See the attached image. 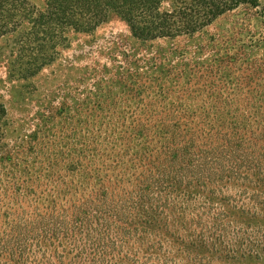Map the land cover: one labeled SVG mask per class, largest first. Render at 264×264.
Here are the masks:
<instances>
[{
  "label": "trees",
  "instance_id": "1",
  "mask_svg": "<svg viewBox=\"0 0 264 264\" xmlns=\"http://www.w3.org/2000/svg\"><path fill=\"white\" fill-rule=\"evenodd\" d=\"M110 2L141 41L194 35L242 6L259 8L257 0H172L165 11L167 0ZM137 8L148 9L147 21L133 16ZM204 65L212 71L196 67ZM144 88L129 94L108 144L67 167L72 182L54 172L47 182L18 178L9 195L0 176V264H264V134L196 119L177 98L168 102L163 82L155 102Z\"/></svg>",
  "mask_w": 264,
  "mask_h": 264
},
{
  "label": "rangeland",
  "instance_id": "2",
  "mask_svg": "<svg viewBox=\"0 0 264 264\" xmlns=\"http://www.w3.org/2000/svg\"><path fill=\"white\" fill-rule=\"evenodd\" d=\"M257 2L251 13L242 6L194 35L141 41L110 0H71L70 13L56 0H0V176L7 193L18 178L47 182L54 172L75 180L67 167L90 161L93 145L108 144L109 126L141 85L149 102L163 82L168 102L177 98L179 110L196 119L264 134V0ZM148 12L137 8L133 16L147 21ZM204 62L211 72L196 67Z\"/></svg>",
  "mask_w": 264,
  "mask_h": 264
}]
</instances>
